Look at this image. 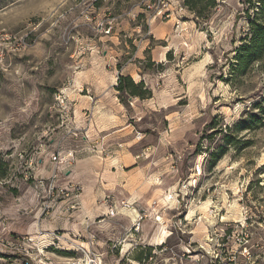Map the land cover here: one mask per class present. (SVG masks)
<instances>
[{"label":"rangeland","instance_id":"1","mask_svg":"<svg viewBox=\"0 0 264 264\" xmlns=\"http://www.w3.org/2000/svg\"><path fill=\"white\" fill-rule=\"evenodd\" d=\"M186 3L0 0V264H264L261 0Z\"/></svg>","mask_w":264,"mask_h":264},{"label":"trees","instance_id":"2","mask_svg":"<svg viewBox=\"0 0 264 264\" xmlns=\"http://www.w3.org/2000/svg\"><path fill=\"white\" fill-rule=\"evenodd\" d=\"M186 4L190 5L193 9H197L200 13L205 7L211 5L215 0H186ZM250 6H253V0H248ZM260 13L264 14V0H261ZM252 25V35L248 43H245L240 50L237 51V59L239 62L238 69L246 68L253 60H259L263 57L264 53V22L255 23L250 21ZM144 86V83H135L129 76H120L117 89L127 92L131 95H140L137 93L138 88ZM141 96V95H140ZM254 119H259L254 115ZM229 138V137H228ZM0 175L3 176V171L0 170Z\"/></svg>","mask_w":264,"mask_h":264},{"label":"built area","instance_id":"3","mask_svg":"<svg viewBox=\"0 0 264 264\" xmlns=\"http://www.w3.org/2000/svg\"><path fill=\"white\" fill-rule=\"evenodd\" d=\"M97 1H98V0H92V3H95V2H97ZM53 159H54V160H57L58 157L54 155V156H53ZM77 263H78V262H74L73 264H77ZM90 264H100V262H99V261L97 262L96 260H92Z\"/></svg>","mask_w":264,"mask_h":264}]
</instances>
